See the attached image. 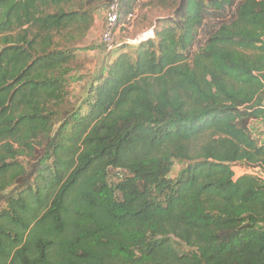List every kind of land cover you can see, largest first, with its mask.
Wrapping results in <instances>:
<instances>
[{
    "label": "trees",
    "instance_id": "obj_1",
    "mask_svg": "<svg viewBox=\"0 0 264 264\" xmlns=\"http://www.w3.org/2000/svg\"><path fill=\"white\" fill-rule=\"evenodd\" d=\"M111 1L0 0V264H264V0H154L71 102Z\"/></svg>",
    "mask_w": 264,
    "mask_h": 264
},
{
    "label": "rangeland",
    "instance_id": "obj_2",
    "mask_svg": "<svg viewBox=\"0 0 264 264\" xmlns=\"http://www.w3.org/2000/svg\"><path fill=\"white\" fill-rule=\"evenodd\" d=\"M135 17L128 23L121 22L117 32L114 35L115 42L123 40L128 41L126 48L134 44L135 41L141 40L148 34V28L158 26L161 21L170 16V9L158 5L154 0H140L138 7L134 10ZM104 9L95 15L93 26L87 32L83 41L76 50V59L72 63L70 74L71 102H75L79 94L93 76L94 72L99 69L101 63L112 60L111 49L106 50L101 43V34L105 22ZM143 36V38L141 37ZM140 37V38H139ZM110 59V60H109ZM179 166L176 164L172 171V176L178 172Z\"/></svg>",
    "mask_w": 264,
    "mask_h": 264
},
{
    "label": "built area",
    "instance_id": "obj_3",
    "mask_svg": "<svg viewBox=\"0 0 264 264\" xmlns=\"http://www.w3.org/2000/svg\"><path fill=\"white\" fill-rule=\"evenodd\" d=\"M119 3H120V0H112L104 11V14H105L104 23L105 24H104V28L101 34V43L104 45L107 51L113 48H117L121 43H128V41H123V42L114 41V35L117 32V28H119V26H117ZM134 17H135L134 11L130 12L126 15L124 22L128 23L129 21H132ZM150 36H152V33L149 31L145 38H143V36L141 37L143 39H146L147 37H150ZM141 40L139 39L135 41L134 44Z\"/></svg>",
    "mask_w": 264,
    "mask_h": 264
},
{
    "label": "bare ground",
    "instance_id": "obj_4",
    "mask_svg": "<svg viewBox=\"0 0 264 264\" xmlns=\"http://www.w3.org/2000/svg\"><path fill=\"white\" fill-rule=\"evenodd\" d=\"M146 37V35L144 36V38Z\"/></svg>",
    "mask_w": 264,
    "mask_h": 264
}]
</instances>
